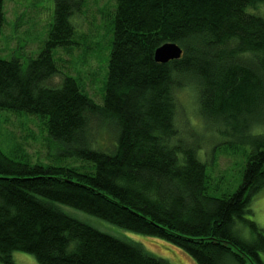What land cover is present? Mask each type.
Instances as JSON below:
<instances>
[{
	"label": "trees",
	"instance_id": "trees-1",
	"mask_svg": "<svg viewBox=\"0 0 264 264\" xmlns=\"http://www.w3.org/2000/svg\"><path fill=\"white\" fill-rule=\"evenodd\" d=\"M52 4L38 54L0 58V112L36 119L52 143L44 160L0 148V264H17L14 251L38 264H171L76 214L163 239L196 264H264V229L247 218L264 187V0H113L99 101L54 58L77 42L70 18L84 0ZM4 24L0 0V35ZM166 42L182 54L157 63ZM185 86L204 127L182 135ZM208 129L215 149L244 159L238 186L219 195L200 157Z\"/></svg>",
	"mask_w": 264,
	"mask_h": 264
},
{
	"label": "rangeland",
	"instance_id": "rangeland-1",
	"mask_svg": "<svg viewBox=\"0 0 264 264\" xmlns=\"http://www.w3.org/2000/svg\"><path fill=\"white\" fill-rule=\"evenodd\" d=\"M112 4L113 0H84L81 11L70 18L75 28L77 42L68 51L65 49L54 51L60 72L78 78L84 91L95 101L100 100L106 72L112 28V15L109 10ZM4 13L5 24L0 35V58L16 57L21 63H25L30 57L38 54L47 38L53 16L52 0H4ZM60 76L61 74L54 76L48 83L52 85L58 83ZM176 96L178 108L175 118L181 134L185 135L188 129L191 132L203 130L204 125L196 111L194 88L185 86L177 91ZM204 132L205 140L201 144L203 152L200 153V157L206 161L211 177L209 193L219 195L222 192L233 191L240 182L243 156L236 153L232 155L229 150L224 151L222 147L215 149L214 146L222 138L209 129ZM44 134L36 119L0 112L2 151L5 152L11 147H21L27 156L33 159L40 157L44 160L45 150L50 153L49 146H52L51 142L46 144ZM92 135L98 143L109 144L111 141V136H106L104 129L94 128ZM249 207L252 213L247 215V218L264 229V187L255 193ZM76 215L105 232L138 243L148 253L171 264H196L185 251L163 239L129 232L99 219L92 220L84 214ZM12 258L17 264H38L32 255L24 252L14 251Z\"/></svg>",
	"mask_w": 264,
	"mask_h": 264
},
{
	"label": "water",
	"instance_id": "water-1",
	"mask_svg": "<svg viewBox=\"0 0 264 264\" xmlns=\"http://www.w3.org/2000/svg\"><path fill=\"white\" fill-rule=\"evenodd\" d=\"M182 54L181 47L175 42H166L158 46L154 51V60L157 63H167L177 60Z\"/></svg>",
	"mask_w": 264,
	"mask_h": 264
}]
</instances>
